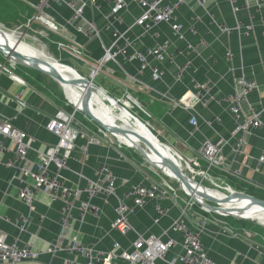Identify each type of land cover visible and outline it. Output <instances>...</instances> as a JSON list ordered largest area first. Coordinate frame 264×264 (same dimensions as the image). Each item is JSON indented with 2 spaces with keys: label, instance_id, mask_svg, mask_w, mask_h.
Wrapping results in <instances>:
<instances>
[{
  "label": "crops",
  "instance_id": "obj_1",
  "mask_svg": "<svg viewBox=\"0 0 264 264\" xmlns=\"http://www.w3.org/2000/svg\"><path fill=\"white\" fill-rule=\"evenodd\" d=\"M70 1H74L77 6L86 4L83 20L71 21L72 11L66 5ZM89 1L60 0L44 7L40 14H46L57 26L58 31L53 32L35 20V16L39 14L36 9L38 0H0V29L15 32L33 30L32 34L40 35L43 40H49L52 35L50 44L44 46L46 54L61 62L66 56L57 51L56 43L63 41L82 49L91 65H96L103 57V47L111 45L114 40L113 33L124 34L120 45L125 41L133 43V46L127 48L129 55L135 51L145 53L155 45L168 43L167 55L171 63L167 59L166 62L158 64L164 72L160 81L153 82L148 70L140 75L136 61L119 58L116 63H107L97 75L103 81L100 88L117 100L129 94L140 109L149 115L145 117V123L153 136L188 161L197 171L205 169L204 162L198 156L202 143L209 140L221 146L224 164L231 174L224 175L214 170L210 173L211 179L264 200V162L259 161L264 149V130L249 131L237 151L235 138L232 136V117L226 106L218 103L222 97L238 93V81L245 77L254 81L257 87L241 104V119L247 118L251 109L264 110V37L260 25V19L264 17L263 0H206L204 7L196 0H187L176 12L183 39L173 37L167 24H160L149 31L135 25L142 11L134 0H124L126 6L116 16L110 15L112 0H94V5ZM171 1L173 0H165ZM210 17L214 23L228 27L235 23L247 26L252 18L253 29L245 34L244 31L227 34L211 24ZM117 18L121 23L117 22ZM196 19L198 22H195ZM29 21L32 22L30 29L26 28ZM86 22H94L99 34L97 37L87 39L76 31L78 27L85 29ZM37 24L44 28L41 30L40 27V34L35 30ZM192 28L195 32H191ZM21 47L24 50L18 48L29 55L38 53H31L32 48L23 43ZM180 66L187 68L182 77L176 79L177 68ZM18 71L25 85L15 83L0 72V120L8 121L34 139L33 147L36 151H45L57 142L45 130L46 122L59 109H66L63 108L62 100L57 98L56 101L49 86L44 84L43 75L41 77L27 69L21 71L17 67L15 73ZM191 80L212 83L208 103L194 104L189 110L173 106V101H181L193 91ZM19 94L25 106L14 100ZM101 98L103 100L102 96ZM105 105L111 113V110H116L110 102ZM106 115L103 118L113 122L108 118L109 112ZM191 118L195 119L196 125L190 124ZM262 122L264 123V114ZM79 125L90 138L97 139L99 144L90 143L86 136L77 139L68 162L69 169L62 173L67 185L83 188L84 178L95 179L101 167L111 170L119 198L131 187L150 186L160 182L161 179L150 171L146 161L136 151L122 148L110 137H104L95 127L86 123ZM5 145L8 152L0 153V161L12 159L14 156L13 145L9 141ZM169 155L173 161L172 152ZM28 158L29 167L32 168L37 163L36 153L30 151ZM235 171L241 176L234 175ZM22 180H25L22 175L0 165V236H5L7 240L16 239L20 245L32 244L41 253L38 259L21 264H83L84 260L79 257L65 253L51 254L47 251L61 233V213L65 208L70 210L69 228L64 232L65 239L75 236L83 245L102 253L114 252L117 255L128 251L137 234L148 237L161 236L167 232L175 241L181 240L172 227L173 222L181 217L180 213L187 200L176 190L175 198L171 196L160 202L167 210V215L158 223L154 222L157 218L156 203L147 201L130 216L134 231L122 235L112 227L115 218L113 207L116 204L114 197L94 199L92 203L99 208V216L95 218L86 215L80 219L78 207L81 202L86 201L84 195L64 202L53 201L50 195L41 192L36 195L32 207L28 209L18 199L19 183ZM193 213L207 219L201 240L215 264H264V230L246 223L241 225L239 221H230L228 217L224 219L204 213L198 207L191 209L184 220L190 228L197 225V221L191 218ZM25 218L28 219L26 224L23 222ZM226 227L233 229L238 236H232L225 230ZM115 243L119 244L116 250L113 248ZM181 254L182 249L177 244L168 252L167 261ZM112 264L126 263L114 259ZM156 264L168 263L159 261Z\"/></svg>",
  "mask_w": 264,
  "mask_h": 264
},
{
  "label": "built area",
  "instance_id": "obj_2",
  "mask_svg": "<svg viewBox=\"0 0 264 264\" xmlns=\"http://www.w3.org/2000/svg\"><path fill=\"white\" fill-rule=\"evenodd\" d=\"M60 0H38L36 9L38 15L35 16V20L48 28L49 31H58L57 26L46 15L40 14L49 3ZM138 7L141 9V16L135 21V25L141 27L144 31H149L155 26L160 24L169 25L172 36L178 39H183L181 34V26L177 22L176 12L181 6H183L187 0H173L171 2H165V0H134ZM196 2L204 7L206 0H196ZM264 7V0L262 1ZM90 4L94 5L95 1L90 0ZM67 7L72 11L71 21L78 22L83 20V11L86 4L81 3L79 6L75 5L74 1L67 2ZM126 6L124 0H112L111 2V16H116ZM211 24L224 33H249L253 29L252 18L251 22L247 26H243L240 23H235L232 27H228L225 24H216L213 18L210 17ZM117 22L121 23L117 18ZM198 22V19L195 20ZM31 21H29L26 28L30 29ZM260 25L262 27V36L264 37V17L260 19ZM76 31L82 34L85 38L91 39L97 37L98 31L94 22H86V28L78 27ZM9 33H15V31H6ZM191 32H195L192 28ZM64 34V32H58ZM114 40L108 47H103V57L98 61L96 65H91L87 59V56L82 49L77 48L71 44L59 41L56 43L57 51L70 60H74L82 64L83 67L90 69L91 81L100 73L101 69L107 63H116L119 58L128 59L130 61H136L138 63V73L143 75L145 71H149L151 80L153 82L160 81L164 75V72L159 68V63L171 61L168 58V43L161 45H155L148 49L145 53L135 51L129 55L127 48L133 46V43L124 42L120 45V41L124 40V34L113 33ZM204 45V43H202ZM231 58V55H227ZM9 61V64H8ZM153 62V64H151ZM187 66H180L177 68L176 79H180L186 70ZM17 65L13 60L5 59L4 62L0 61V72L7 75L12 81L19 85H25L24 81L16 75ZM96 74L92 78L93 74ZM193 91L187 96V98L181 101H173L172 104L175 107H179L185 110L191 109L192 105H206L210 98V91L212 89V83L206 81L199 83L191 80ZM239 92L232 95H227L218 100V103L225 105L233 120L232 136L235 138V149L240 150L243 142V137L251 130L263 129L264 123L262 122V115L264 110L251 109L247 118L241 119L240 106L247 100L250 93L255 91L256 83L248 80L245 77H241L238 81ZM14 100L21 106H25V103L21 100V94L16 95ZM123 102V99L116 100ZM148 117L149 115L140 109ZM78 111L75 109L72 112L59 109L54 116L50 117L45 125V130L52 134L57 142L49 146L45 151H36L33 147L34 139L29 137L26 133L17 129L6 120H0V153L8 152L6 141H9L14 147V156L12 159L0 161V165L4 168L14 170L18 175H22L25 180L20 181L18 199L30 209L34 203L35 197L41 192H45L50 195L53 201L75 200L81 195L86 197V201L80 203L79 217L83 219L86 215H92L97 218L99 216V208L96 207L92 201L96 198H110L114 197L116 204L113 207L115 218L112 224L114 230L122 235H126L128 232H133V228L130 224V216L137 210L141 209L147 201H153L156 203L155 211L157 218L155 223H158L163 217L167 215V210L164 209L160 202L168 197L177 196V192L171 184L162 180L159 183L151 184L150 186L138 185L131 187L122 197H118L116 194L115 178L108 167H101L97 171L95 179L84 178L85 186L83 188H73L66 184L62 173L67 171L68 162L71 158L72 151L75 147V142L78 138L86 136L89 138V142L93 144H99V141L94 138H90L85 130L79 125L76 114ZM191 125H196L194 118L190 120ZM100 133L104 137H109L107 133L100 130ZM120 144V143H119ZM35 152L37 157V163L33 167H29V152ZM179 156V155H178ZM198 156L205 164V169L197 171L188 161L183 159L181 161L185 165H189V173L194 176L196 174L200 177V181H208L214 186L213 191L224 194V198L232 195L233 193H241L251 197L253 196L246 192H240L234 190L229 185L219 184L211 179L210 173L217 170L221 173L231 174L230 170L224 164L221 146L212 143L209 140H205L202 143L201 148L198 151ZM261 163L264 162V149L262 156L259 158ZM237 177L241 176L238 171L233 172ZM200 184V183H198ZM201 185V184H200ZM183 196L186 198V206L180 213L181 217L173 222V231L177 232L181 240L175 241L168 236L167 232H164L161 236H140L136 235V240L132 243L131 248L128 251H122L115 255L114 252L102 253L95 250L92 247L83 245L78 241L77 237L71 238L64 237V232L69 228V208H65L61 213L60 227L61 233L58 239L50 244L48 253H65L73 255L84 260L83 264H112L114 259L124 261L126 264H156L159 261H166L168 264H215L209 257L202 245V234L205 229L207 219L199 216L196 213L191 215L192 220L197 221V225L194 228L186 226L185 219L188 217V212L198 207L201 211L207 214H217L221 217L224 216L220 213L209 212L195 202L181 190ZM262 200V199H260ZM127 201H131L129 204ZM264 201V200H262ZM219 206V205H216ZM23 222L28 223V219H23ZM18 226V223H15ZM225 230L232 236H238V233L233 229L226 227ZM66 240V242H65ZM179 245L182 249V254L167 261L168 252L176 245ZM113 248L116 250L119 248V244L115 243ZM41 253L33 247L32 244L20 245L16 239L7 240L5 236H0V264H21L25 261L36 260L40 257Z\"/></svg>",
  "mask_w": 264,
  "mask_h": 264
},
{
  "label": "bare ground",
  "instance_id": "obj_3",
  "mask_svg": "<svg viewBox=\"0 0 264 264\" xmlns=\"http://www.w3.org/2000/svg\"><path fill=\"white\" fill-rule=\"evenodd\" d=\"M9 38L12 39L11 36H9ZM0 48L5 51H15L16 53L23 56L29 61H37L39 63V67L44 71L57 72L65 80V83L61 84V87L64 90V93L66 94V98L73 106H75L78 111H82V103L86 97L88 99L89 112L101 124H103L106 128L112 131L113 134H111V136H113L116 140H118V142L129 148L142 149L148 158L147 161L149 162V164L152 165V167H154L155 169L161 171L164 175L177 181L182 191L184 190L185 192H183L188 195V190L185 188V186L181 184L177 180V178H175V175L168 168L162 166V158H166L171 161L169 155V153L171 152L179 161H181V158L178 156V154L171 151L169 148L162 146V143L158 141L153 136V134L151 137L145 130V127L142 125V122H140L139 120L132 119V117L127 112L128 109L131 110L136 108L140 113L145 115V117L148 116L140 110L138 103L129 94L123 97V102L117 101L116 103L113 98L111 99V97L105 95L102 91L93 89L92 85L90 86L81 84L80 80L83 78H81L71 67L59 64L56 60L50 57L48 53L46 54L43 49L37 54L28 55L27 53L23 52L18 48V44L9 45L3 37H0ZM9 57L12 58L11 53H9ZM27 64L30 65V63ZM95 75L96 74L94 73L92 75V78L95 77ZM97 91L102 94V96L107 100V102H110L116 108L117 111L115 112L111 110L114 115L109 111V107L102 102L101 95ZM105 112H109L108 118L113 120V122L115 123L103 118L104 116H107ZM121 115H123L127 119L132 120L136 127H142L144 133L141 132L139 129L135 128L133 124L129 123V121L123 119ZM146 125L148 126L147 123ZM142 138L147 139V142H144ZM156 146H158L159 149H163L164 154L160 153ZM173 163L176 165L175 162ZM186 167H189V165H186ZM179 169L182 171V174L185 177V182L193 188L194 184L197 183L188 178V176L183 172L181 168ZM195 188L199 193H205L208 196L217 199L218 201L222 202L225 199L224 194L210 190L200 184H198V187ZM219 207L221 209H226L228 212L232 213L233 215L239 216L244 220L256 221L264 226V208L254 203H251L250 201L234 199L229 204H219Z\"/></svg>",
  "mask_w": 264,
  "mask_h": 264
},
{
  "label": "rangeland",
  "instance_id": "obj_4",
  "mask_svg": "<svg viewBox=\"0 0 264 264\" xmlns=\"http://www.w3.org/2000/svg\"><path fill=\"white\" fill-rule=\"evenodd\" d=\"M40 27H41V30H44V28H42L41 25L37 24V26L35 27V30H37L39 32V34L42 32L40 30ZM25 30H18L16 31L15 33H9V32H6L2 29H0V37L2 38H5L6 42L9 44V45H16L18 44V47L19 48H22L21 47V44L23 43L24 45L32 48L30 49L31 53H37L39 51H41L43 49V51L46 53V44L49 45V40L51 39V36H49V40H46L44 39L43 40V37H41L40 35L38 34H32L33 30H29V31H25ZM46 32V31H45ZM43 35H45L43 33ZM9 36L12 37L9 38ZM52 41V40H51ZM32 46V47H31ZM54 46V45H53ZM48 47V46H47ZM55 48V46H54ZM23 49V48H22ZM24 50V49H23ZM26 51V50H25ZM28 52V51H26ZM29 55V54H28ZM50 56V55H49ZM52 57V56H50ZM53 58V57H52ZM5 57L3 56L2 53H0V61H5ZM9 60V59H7ZM58 62V61H57ZM59 64H65L66 66H70L81 78L83 79H87V80H91V77H90V69L88 67H83L82 64H80L79 62L77 61H74V60H69L67 59L66 57H64L62 59V61L58 62ZM8 64H9V61H8ZM18 67V70H21V71H25L26 68H23V67ZM28 71V70H27ZM17 76H19V71L16 73ZM43 77H44V80H45V85H47V87L49 86V90L51 91V93L54 95L56 101H58V99H61L62 100V105L64 106L63 108L67 110L70 109V110H67V111H74L76 108L75 106H73L69 101L68 99L66 98V94L64 93V90L62 89V87L57 83L55 82L53 79H51L49 76L45 75V74H42ZM20 77V76H19ZM42 77V76H41ZM95 82V83H94ZM103 82L101 77L99 76H96L94 79H93V83L97 86H101L100 83ZM103 84V83H102ZM98 92V91H97ZM57 93V94H56ZM99 93V92H98ZM101 96L102 94L99 93ZM110 96V95H109ZM103 97V96H102ZM111 98H113L114 100H117L115 99L114 97L110 96ZM58 98V99H57ZM123 99V98H122ZM120 100V99H118ZM103 103L105 104H108L107 100L103 97V100H102ZM119 103V102H118ZM120 104V103H119ZM121 105V104H120ZM122 106V105H121ZM123 107V106H122ZM126 110V109H125ZM112 111H116V110H112ZM127 111V110H126ZM128 114L132 117L133 120H139L140 122L142 123H145L147 122V118H145V115H143L142 113H140L136 108L134 109H128ZM138 112V113H137ZM123 117V119H125L126 121H129V123L133 124V126L137 129H139L141 132L144 133V130L141 128V127H136V125L132 122V120L130 119H127L125 118L123 115H121ZM77 119L79 121V123H86V125H90L91 127H95L97 130H101L103 131L104 133H106L103 129H101L97 124H95L96 126H94V122H92L88 117H86L82 112H77ZM149 128V127H148ZM150 129V128H149ZM109 137L114 141L116 142L118 145H120L122 148H126V149H129L131 151H135L133 148H129L125 145H122V144H119L120 142H118V140H116L113 136H111L110 134H108ZM157 149L159 150L160 153H164V150L163 149H159L158 146H156ZM143 158V157H142ZM171 159L173 160V162L176 163V165L181 168L183 170V172L188 176V178H190L192 181L196 182L197 184L200 183L202 186L210 189V190H214V186L209 183V182H206V181H200V177H198L196 174H194V176H192V174H190L188 171H189V168L191 169V167H186L185 163H183L182 161H179L177 158H175V156L171 155ZM146 166L150 169V171H153L154 174H156V176L161 179L160 182L162 180H164L165 182L169 183L172 185V187L178 191V193H180L182 195V192H181V188L179 186V183L171 178H169L168 176L164 175L161 171L155 169L154 167H152V165H150L149 163H147L146 161ZM188 170V171H187ZM183 196V195H182ZM184 197V196H183ZM185 198V197H184ZM211 205L213 206H216L215 204L211 203ZM218 217H221L217 214H214ZM224 219H228L230 221H239L241 225H244L243 223H246V224H250L252 225L253 227H256L260 230H264V226L259 224L258 222L256 221H249V220H239V219H236L234 217H231V216H228L227 217H222ZM238 223V222H236Z\"/></svg>",
  "mask_w": 264,
  "mask_h": 264
},
{
  "label": "water",
  "instance_id": "obj_5",
  "mask_svg": "<svg viewBox=\"0 0 264 264\" xmlns=\"http://www.w3.org/2000/svg\"><path fill=\"white\" fill-rule=\"evenodd\" d=\"M0 53L3 54V56L9 60H13L14 58V62L17 66L19 67H23L35 72H39L42 74H45L47 76H49L51 79H53L55 82H57L60 86L61 84L65 83V80L55 71H44L43 69H41L39 67V63L37 61H29L26 58H24L23 56L19 55L18 53H16L15 51H11V50H3L2 48H0ZM9 53H11L12 58L9 57ZM27 63H30L27 64ZM81 84L84 85H92L93 89L95 90H99L102 91L105 95H107V93L100 87H98L97 85H95L90 79H81L80 80ZM90 95V92H89ZM112 99V98H111ZM114 100V99H113ZM116 103L117 101L114 100ZM86 117H88L92 122H94L95 124H97L101 129H103L106 133L108 134H113L111 130H109L108 128H106L103 124H101L93 115H91V113L88 110V99L85 97L83 103H82V111H81ZM145 127V130L147 131V133L152 137V132L151 130L148 128V126L146 125V123L142 124ZM142 140L144 142H147V139H143ZM162 143V142H161ZM162 146L167 147V145H165L164 143H162ZM168 148V147H167ZM134 149V148H133ZM139 155H141L143 157V159L145 161H147V156L146 154L143 152L142 149H134ZM171 150V149H170ZM172 151V150H171ZM148 162V161H147ZM149 163V162H148ZM162 166L165 168H168L174 175L175 178H177V180L183 184L185 186V188L188 190V196L191 198V200L193 202H195L197 205H199L200 207H202L203 209L212 212V213H220L224 216H231L234 217L236 219L239 220H244L243 218L233 215L232 213L228 212L226 209H221L219 206H213L211 205V203L215 204V205H219V204H229L230 202H232L234 199H241V200H247L250 201L251 203H254L256 205L261 206L262 208H264V201L257 199L255 197H251L245 194H241V193H233L232 195L226 197L224 199V201H218L217 199L208 196L207 194H203V193H199L197 191V189L195 187H198V184H194L193 188L187 184L185 182V177L182 174V171L172 162L169 161L166 158H162Z\"/></svg>",
  "mask_w": 264,
  "mask_h": 264
},
{
  "label": "trees",
  "instance_id": "obj_6",
  "mask_svg": "<svg viewBox=\"0 0 264 264\" xmlns=\"http://www.w3.org/2000/svg\"><path fill=\"white\" fill-rule=\"evenodd\" d=\"M61 64V63H60ZM63 65H65V64H63ZM70 67V66H69ZM27 70H29V69H27ZM29 71H31V72H33V73H36L37 75H39V76H42V73H39V72H35V71H32V70H29ZM100 87V86H99ZM57 94V93H56ZM67 110H70V109H68L67 108Z\"/></svg>",
  "mask_w": 264,
  "mask_h": 264
},
{
  "label": "flooded vegetation",
  "instance_id": "obj_7",
  "mask_svg": "<svg viewBox=\"0 0 264 264\" xmlns=\"http://www.w3.org/2000/svg\"><path fill=\"white\" fill-rule=\"evenodd\" d=\"M184 191V190H183ZM185 192V191H184Z\"/></svg>",
  "mask_w": 264,
  "mask_h": 264
}]
</instances>
